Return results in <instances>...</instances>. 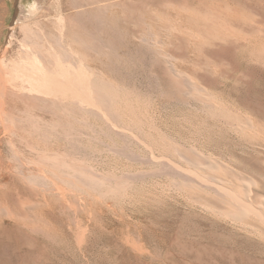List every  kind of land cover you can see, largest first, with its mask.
<instances>
[{
	"label": "rangeland",
	"instance_id": "rangeland-1",
	"mask_svg": "<svg viewBox=\"0 0 264 264\" xmlns=\"http://www.w3.org/2000/svg\"><path fill=\"white\" fill-rule=\"evenodd\" d=\"M19 1L6 5L0 0V57ZM103 1L118 6L113 7V23L119 30L104 34H111L110 57L82 54L105 75L100 80H108L117 96L132 102L119 97L121 105H128L113 110L120 114L107 123L83 110L71 112L66 100L72 117L68 128L60 120L66 114L49 109L59 100L47 101L45 109L30 100L28 112L0 111V223L6 227L0 226V264H264L263 240L245 238L217 212L206 210L203 201L213 203V195L180 188L177 177L160 170V162L167 161L193 171L184 156L197 161L199 154L219 162L222 171L215 175L226 181L264 175V0ZM212 2L222 7L218 15L225 11L223 17L217 9L210 13ZM206 18L217 30L206 26ZM144 36L153 45L142 47ZM172 70L180 72L173 78L189 76V85L204 91L193 90L186 98L175 93L169 86ZM118 148L124 155L116 154ZM54 161L109 175L117 184L124 178L127 186L119 194L104 186L97 193L57 185L53 178L52 186L28 179L46 176ZM2 212L28 217L29 225L45 229L19 232Z\"/></svg>",
	"mask_w": 264,
	"mask_h": 264
},
{
	"label": "bare ground",
	"instance_id": "bare-ground-1",
	"mask_svg": "<svg viewBox=\"0 0 264 264\" xmlns=\"http://www.w3.org/2000/svg\"><path fill=\"white\" fill-rule=\"evenodd\" d=\"M11 1H13V0H4L6 5ZM25 1L27 2L28 0H25ZM26 2H24V0H20L18 2L19 3L18 15H17L16 19L14 20V22L12 23L13 25L11 27H9V32H8L9 35H8V37L6 36L7 41L4 45V50H3V53L0 57V101H1L0 111L1 112H5V111L28 112V111H30L31 107L29 106V104H27V101H30V100H34L36 102L38 101V103H40L41 109H45V108H47V104H46L47 101L59 100V102H60L59 106H52L53 108H49V109L56 108L55 110L59 109V111L61 113L66 114V115L64 114L65 116L63 118H60V120L65 119L64 121L67 122L66 127H67L68 123L71 124L69 121V118H72L71 116H69L68 113H66L67 111H69L66 107L68 102L71 103V104L69 103L70 104L69 109L71 112H75V110H83L85 112V113L83 112L84 114L88 113L89 115L90 114L96 115V116H98L97 118H99V116H100L102 118V120L103 119L107 120L108 121L107 123H109L110 121L113 122L116 119V116H119L118 114H120V113H118V111L113 112V110H119L118 108L121 106H123V107L125 106L124 109H126L128 103H125V102H127L128 99L124 98L123 96L122 97L124 99H121L120 96H117V94H118V92L116 90L117 88L114 89L111 85H109V82H107L108 80H105L104 78H102V80H100L101 77H104L105 75L100 76L98 71L95 68H93L91 65L88 64V62H87L88 57H86L87 55L85 56L82 53L85 54V53L93 51L100 56H101V54H103V57L105 56L106 58L108 56V59H109L111 46H112L111 45L112 40H110V37L108 36L109 33L107 34V36H105L104 34L106 31H110L111 29L115 30L118 27L117 26L114 28V25H115L114 23H116V22H114V19H115L114 17L116 16L114 13H116V12H114L113 7L117 6L115 3L116 1L114 2L115 4H111L109 2L107 3V2H104L103 0H34L32 3H29V2L26 3ZM9 4H11V3H9ZM131 5H133V4L131 3ZM221 8L218 4L217 5L213 4V2L209 6L210 13L212 11H214L215 9H217V15L221 11ZM229 8L228 7L225 8L226 11H227V9L229 10ZM222 13H225V11H223ZM196 14H197V12H196ZM220 15H218V16H220ZM221 16L223 17V15H221ZM55 18H57V19H55ZM197 18H195V19H197ZM224 18H222V20ZM119 19L120 18L118 17V20H116V21H118L117 22L118 24H120ZM120 21H121V19H120ZM198 21H201V20L198 19ZM205 21H206L205 24H206V26H208L209 29L217 30L215 27L216 25L214 24V22H212V20H209L206 18ZM224 21H226V20H224ZM224 21L222 23L226 27L227 25H226V23H224ZM195 22H197V20L194 21L193 23H195ZM122 24H124V23H122ZM195 25H196V23H195ZM224 26L222 25L221 27H224ZM231 28H229V29L231 30ZM218 30H219V28H218ZM220 30L217 32L221 33L220 35H223L224 33L222 34V32H220ZM198 31H199V28H198ZM210 31L207 33L210 34L211 33ZM225 31H227V30H225ZM232 31L233 30H231V32ZM82 35L85 37V39L81 38ZM109 35H111V34H109ZM251 35H253V34H251ZM107 37H109V38H107ZM113 37H115V36L113 35ZM120 37L123 38V36H120ZM144 37H145V39H144ZM144 37L141 38V40H140L142 42V43L141 42L140 43L143 45H141V44H137V45H141L142 47H146L145 45H153V41L147 40L146 36H144ZM223 38L225 39V34H224ZM121 40H123V39H121ZM245 40H246V38H245ZM255 40H256V38H255ZM216 41H217V39H216ZM222 41H224V40H222ZM140 47L138 46V48H140ZM146 48H148V47H146ZM258 52H260V51H258ZM259 54H261V53H259ZM82 60L84 62H82ZM165 60H167L166 57L163 58V61H165ZM168 68H167V70H168ZM172 72H171V74H170V72L168 73V77L171 79L169 81V86L172 87V89L175 91V93H177L179 95L181 94V96L183 95V96H185L184 98H186V96L188 97L191 94V91H193V90L196 92L204 91V89H202V87L200 88L198 85L196 86V84H194V83H193L194 87L192 86L193 87L192 88L189 85V83H190L189 80L187 79L189 76L187 78L185 77L184 80L180 81V80H178V78H176V79L173 78L174 75L179 77L180 72H174V70H172ZM182 76L184 78V75H182ZM118 89H120V88H118ZM198 95L200 98L201 94H198ZM198 95L197 94H196V96L192 95V97L195 96V98H197ZM204 96L206 97V95H204ZM65 97H66V99H64ZM67 97L68 98L70 97V100H72V99L73 100L70 101ZM71 97H72V99H71ZM119 97H120V100L125 101L123 105H121L122 102L121 103L119 102L120 101ZM128 97H130V96H128ZM199 98H197V99H199ZM6 99H7V101H6ZM126 99H127V101H126ZM66 100H68V102H66ZM203 100H205V99L203 98L202 102H203ZM130 101L132 102L131 98H130ZM130 101H128V102H130ZM206 101H208V100L206 99ZM206 103L207 102H203V106ZM90 104L93 106L94 109L89 106ZM134 106H131V107H134ZM128 108H129V106H128ZM133 109H135V108H133ZM208 109H210V108H208ZM129 110H131V109H129ZM99 111H101V112H99ZM102 112H103V114H102ZM58 114H59V112H58ZM124 114H123V116H124ZM234 116H236V115H234ZM236 118H238V117L236 116ZM36 119H38V118H36ZM38 120L34 121V124L37 126L39 123ZM81 123H84V122H81ZM136 123H138V122H136ZM141 123H142V121H141ZM243 127H245V126H243ZM247 127H249V126H246L245 128H247ZM88 129H91V127H89ZM243 130H244V128H243ZM69 132H68V134H69ZM96 132H95V130H93V133H96ZM238 132H240V131H238ZM244 132H242V133H244ZM76 134H79V133H76ZM69 135L72 136L73 134H69ZM82 135H81V137H82ZM97 135H99V134H97ZM71 136H68V137H70L69 138L70 140H71ZM76 136L77 135L74 136L75 142L79 143L78 141H79L80 137L76 138ZM94 136H96V135H94ZM95 139L98 140L97 136ZM72 140H74V139H72ZM75 142H74V145H75ZM72 145H73V143H72ZM77 145H79V144H77ZM112 148L115 149L114 147H112ZM116 149H117V147H116ZM170 149H172V148H170ZM119 150H115L116 154L121 155V153H124L122 151V149L120 150L121 152H119ZM122 155H124V154H122ZM193 155L196 156L195 154H193ZM182 156L183 155H181V157ZM197 156L200 158V160L197 159V161H196V160L190 158L189 156H188V158L186 156H184L186 158L185 160L188 161L186 163L187 164L189 163L193 166V168H192V166H189L193 169V171H186L187 168L184 170L181 168V166L178 167L177 165H174V164L167 162V161L166 162L165 161L160 162L161 168H162L160 170L161 171L163 170L167 175L173 174L175 177H177L179 180L178 181L176 180L177 183L176 182L175 183H176V185L180 186V188L185 187V188L197 189L199 192L203 191V192L207 193V195H210V196L213 195V197L216 198V200L213 201V203H215V205L213 203L209 204L205 200L204 201L202 200L204 204L206 203L205 206L202 204L206 208V210L212 209L211 211L217 212L220 215V217L225 219V221L228 220V222L232 225V227L236 231H238L240 234H242V236H244L245 238H248V239L258 238V239H261L264 241V175L262 173H261L262 175H259V174L257 176L255 175L257 177L256 179L255 178L252 179V176H251V178H248L246 176H242V175L238 176L237 175L231 181L230 180L226 181L224 179H221L223 177L219 178V176L215 175V172L219 173V171H222L221 166L218 164L219 162L216 163L212 160L211 161L207 160V159H205V157L203 158L199 154ZM52 163L54 164L55 161ZM55 164H58V166ZM55 164L52 165L51 167H49L50 168L49 169L50 174L48 173L46 176L45 175H34V176L29 175L28 179L33 177L34 179L33 178L31 179L32 183H33V181L37 182V180H38V182H42V185L46 184L47 186H52V184H54L53 182L58 181L57 185L59 183L61 185H68L69 188L71 187L74 190L75 189L76 190H82V191L83 190H87V191L89 190V191H93V192H95L97 189L102 188V186H104L105 188L107 187L106 189L108 191H111L113 193H118V192L124 190V188L127 186L126 185L127 182L125 183L126 180L124 178L123 179L125 181L120 178V180L117 184L115 181L116 178L114 179L113 177H111L109 175L106 177H103V176L101 177L100 175L96 174L95 172H92L90 170L81 169V168H76L77 166L74 167L73 165H71V164L68 165L67 163H64V162H59V163H55ZM38 166H40V165L38 164ZM223 175L224 174H222V176ZM174 176H173V178H174ZM52 178L54 179L53 182H51ZM126 178L129 179V176H127ZM34 184L36 185V183H34ZM103 189H101V190H103ZM104 191H106V190H104ZM92 194H94V193H92ZM100 194H102V191ZM103 194H104V192H103ZM109 194H111V193H109ZM71 196H73V195H71ZM75 196H76V192H75ZM77 196L80 197L79 195H77ZM192 197H195V196L193 195ZM91 199H92V197H91ZM199 201H201V199ZM207 204L211 205V207ZM47 207H49V206H47ZM73 207H75V206H73ZM44 208H46V207H44ZM85 208H87V207H85ZM66 210H68V209H66ZM48 211H50V210H48ZM2 213H5V212H2ZM0 215L3 216V214H1V213H0ZM4 215H6V216H4V218L8 217L9 219L14 220V222H13L14 228L13 229H15L19 232H20L21 228H24V229L26 228V230L31 231V233L32 232L34 233L35 231L38 230V228L36 226L29 225L30 219L28 217L19 218V217L15 216L12 212L11 213L9 212L8 214L5 213ZM27 215L29 216L30 214H27ZM13 216H15L16 218ZM30 217H32V216L30 215ZM0 219H1V216H0ZM91 220H93V217ZM46 221L44 224L47 225ZM87 221H89V220H87ZM2 222L3 221L1 220V223H0L1 227L3 226ZM77 222H79V220ZM41 225H43V224L41 223ZM7 227L10 229L9 226H7ZM44 227H45V225H44ZM2 228H6V227L4 226ZM2 228H1V230H3ZM44 229L45 228H43L42 230H44ZM42 230L40 229L38 231L42 232ZM14 232H16V231H14ZM134 245H135V242H134ZM136 245H138V244H136Z\"/></svg>",
	"mask_w": 264,
	"mask_h": 264
}]
</instances>
